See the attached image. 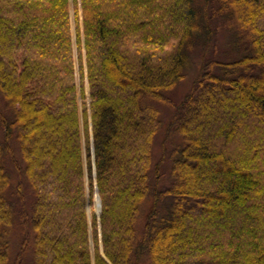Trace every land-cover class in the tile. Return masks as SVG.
I'll list each match as a JSON object with an SVG mask.
<instances>
[{
	"label": "trees",
	"instance_id": "obj_1",
	"mask_svg": "<svg viewBox=\"0 0 264 264\" xmlns=\"http://www.w3.org/2000/svg\"><path fill=\"white\" fill-rule=\"evenodd\" d=\"M0 264H264V0H0Z\"/></svg>",
	"mask_w": 264,
	"mask_h": 264
},
{
	"label": "rangeland",
	"instance_id": "obj_2",
	"mask_svg": "<svg viewBox=\"0 0 264 264\" xmlns=\"http://www.w3.org/2000/svg\"><path fill=\"white\" fill-rule=\"evenodd\" d=\"M79 22H80V20H79ZM71 31L73 33V24H72V22H71ZM74 49H75V47H74ZM188 78H189V76H188ZM83 79H85L84 78V73H83ZM189 80L190 79H186L185 82H182L180 85H178V87H176L175 90L172 93H170V95L173 98L178 99L179 96H180V94H181V92L183 91V89L186 88V87H188ZM83 93H84L85 101H87L88 100V98H87V87H86L85 84H83ZM159 140H157V142H159ZM95 197H96V193L93 190L92 195H91V200H90V207L89 206L87 207V213H90V214L92 213L93 215L97 216V210H96V206H95V203H96V198Z\"/></svg>",
	"mask_w": 264,
	"mask_h": 264
},
{
	"label": "water",
	"instance_id": "obj_3",
	"mask_svg": "<svg viewBox=\"0 0 264 264\" xmlns=\"http://www.w3.org/2000/svg\"><path fill=\"white\" fill-rule=\"evenodd\" d=\"M96 193V192H95ZM96 203H95V206H96V210H97V215L99 214L100 212V202H99V199H98V196L96 194Z\"/></svg>",
	"mask_w": 264,
	"mask_h": 264
}]
</instances>
